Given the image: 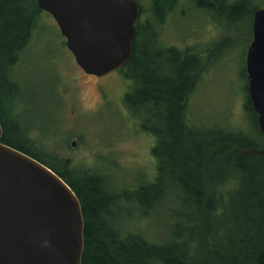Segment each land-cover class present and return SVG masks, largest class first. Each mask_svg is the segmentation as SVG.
Returning a JSON list of instances; mask_svg holds the SVG:
<instances>
[{"label":"trees","instance_id":"1","mask_svg":"<svg viewBox=\"0 0 264 264\" xmlns=\"http://www.w3.org/2000/svg\"><path fill=\"white\" fill-rule=\"evenodd\" d=\"M174 2L155 0L157 20L151 28L147 25L149 37L142 47L136 22L132 57L125 66L140 75L134 76L137 85L123 102L129 113L148 117L143 130L156 140L152 156L158 174L153 181L118 194L113 180L64 156L69 142L52 150L45 137L49 135L39 125L23 127L17 106L8 99L18 93L13 70L32 43L42 11L36 0H0L3 143L42 163L76 195L84 219L82 264H264V145L237 130L201 131L189 116L196 60L170 47L149 54L159 44L160 26ZM251 2L256 5L252 33L253 16L264 9L262 0H236L224 15L242 18ZM139 9L140 15L146 12ZM159 58H167L165 65L157 62ZM247 105L258 125L250 100ZM130 196L138 204L168 208L171 226L165 240L152 243L121 228L114 208L120 198ZM177 203L181 208L172 209Z\"/></svg>","mask_w":264,"mask_h":264},{"label":"rangeland","instance_id":"2","mask_svg":"<svg viewBox=\"0 0 264 264\" xmlns=\"http://www.w3.org/2000/svg\"><path fill=\"white\" fill-rule=\"evenodd\" d=\"M136 2L146 11L137 21L142 47L156 19L155 0ZM233 2L236 0H175L160 26L159 44L149 54L155 56L160 48L170 47L196 60V89L189 103V116L196 127L209 134L241 131L263 147L255 115L247 105L245 68L256 5L251 2L242 18H227ZM209 3L213 6L208 7ZM160 59L157 62L165 65L167 58ZM13 71L18 93L8 100L17 106L23 127L39 125L47 132L50 149L69 142L64 156L113 180L118 194L157 176L152 156L156 140L143 130L148 117L138 111L129 113L123 102L137 85L133 78L140 75L138 70L123 67L102 79L87 77L66 48L53 17L42 12L32 43ZM121 198L113 217L123 230L152 243L167 238L171 222L166 206L158 210L153 202L138 204L132 196ZM171 206L181 208L179 203Z\"/></svg>","mask_w":264,"mask_h":264},{"label":"water","instance_id":"3","mask_svg":"<svg viewBox=\"0 0 264 264\" xmlns=\"http://www.w3.org/2000/svg\"><path fill=\"white\" fill-rule=\"evenodd\" d=\"M36 2L85 74L104 78L130 61L140 16L135 0ZM245 68L264 136V9L253 16ZM2 135L0 125V264H82L84 219L76 195L42 163L2 143Z\"/></svg>","mask_w":264,"mask_h":264},{"label":"flooded vegetation","instance_id":"4","mask_svg":"<svg viewBox=\"0 0 264 264\" xmlns=\"http://www.w3.org/2000/svg\"><path fill=\"white\" fill-rule=\"evenodd\" d=\"M138 21V20H137ZM84 73V72H83ZM85 74V73H84ZM87 77H93V78H96V79H102V78H97V77H95V76H90V75H87V74H85ZM2 128V133H3V135H2V143H3V136H4V131H3V127H1Z\"/></svg>","mask_w":264,"mask_h":264}]
</instances>
